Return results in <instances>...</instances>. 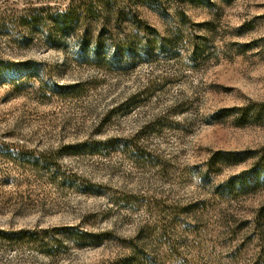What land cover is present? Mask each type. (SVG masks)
Listing matches in <instances>:
<instances>
[{
    "label": "rangeland",
    "instance_id": "obj_1",
    "mask_svg": "<svg viewBox=\"0 0 264 264\" xmlns=\"http://www.w3.org/2000/svg\"><path fill=\"white\" fill-rule=\"evenodd\" d=\"M97 1L0 0V264H264V0Z\"/></svg>",
    "mask_w": 264,
    "mask_h": 264
},
{
    "label": "trees",
    "instance_id": "obj_2",
    "mask_svg": "<svg viewBox=\"0 0 264 264\" xmlns=\"http://www.w3.org/2000/svg\"><path fill=\"white\" fill-rule=\"evenodd\" d=\"M106 2L112 4L116 0H106ZM102 3L97 0H69L66 7L44 6L33 8L28 13L17 16L16 22L34 28L38 34L42 33L47 40L51 39L56 32L72 35L79 29L82 22L90 17L97 18L100 14H102L105 23L104 29H106L107 25L110 24L111 14L103 9L105 6H102ZM108 8L111 9V5ZM95 145L99 146V143ZM93 149L94 151H98V147H94ZM69 232L73 240L85 241L84 245L98 244L105 238L100 234L84 230L69 229ZM0 233L3 234V237L9 236L3 230ZM21 233L24 235L21 236L20 234V238L36 239L34 233L26 231H22Z\"/></svg>",
    "mask_w": 264,
    "mask_h": 264
}]
</instances>
